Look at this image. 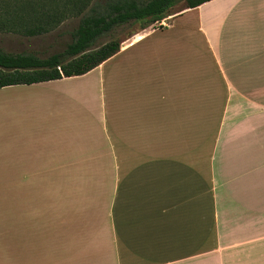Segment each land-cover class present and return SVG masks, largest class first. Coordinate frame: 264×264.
Returning <instances> with one entry per match:
<instances>
[{
  "label": "crops",
  "instance_id": "1",
  "mask_svg": "<svg viewBox=\"0 0 264 264\" xmlns=\"http://www.w3.org/2000/svg\"><path fill=\"white\" fill-rule=\"evenodd\" d=\"M0 264H264V0L0 88Z\"/></svg>",
  "mask_w": 264,
  "mask_h": 264
},
{
  "label": "trees",
  "instance_id": "2",
  "mask_svg": "<svg viewBox=\"0 0 264 264\" xmlns=\"http://www.w3.org/2000/svg\"><path fill=\"white\" fill-rule=\"evenodd\" d=\"M180 0H0V34L47 35L64 22L79 19L63 52L40 58L31 53L0 50V88L82 76L121 49L123 31L153 27ZM185 9L210 0H183ZM100 39H107L96 45Z\"/></svg>",
  "mask_w": 264,
  "mask_h": 264
},
{
  "label": "rangeland",
  "instance_id": "3",
  "mask_svg": "<svg viewBox=\"0 0 264 264\" xmlns=\"http://www.w3.org/2000/svg\"><path fill=\"white\" fill-rule=\"evenodd\" d=\"M146 1V0H141ZM185 8L183 0H180L174 7L169 9L166 13V18L160 23L155 24L149 28L162 29L167 27L172 19ZM193 15V14H190ZM79 19H72L64 22L59 28L53 32L38 36V37H22L14 34H0V50L5 53L19 54L31 53L40 58H46L52 54L63 52L66 46L72 41L73 33L77 27ZM144 24L140 23L123 31L121 47L131 43L134 40V30L142 27ZM107 39H100L96 45L104 43ZM209 68V67H208ZM58 86L52 87L57 89ZM209 114H204V122L209 121ZM206 124V123H204ZM69 179L63 178H43V185H66ZM72 180V179H71Z\"/></svg>",
  "mask_w": 264,
  "mask_h": 264
}]
</instances>
